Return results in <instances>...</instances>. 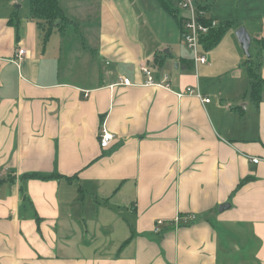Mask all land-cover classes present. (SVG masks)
I'll return each instance as SVG.
<instances>
[{
	"label": "crops",
	"instance_id": "1",
	"mask_svg": "<svg viewBox=\"0 0 264 264\" xmlns=\"http://www.w3.org/2000/svg\"><path fill=\"white\" fill-rule=\"evenodd\" d=\"M58 3L71 24L43 44L21 1L0 0V264H264V0H244L192 67L158 4L146 20L127 0ZM239 26L260 63L257 102ZM144 63L169 90L144 84ZM186 86L208 102L178 96Z\"/></svg>",
	"mask_w": 264,
	"mask_h": 264
},
{
	"label": "built area",
	"instance_id": "2",
	"mask_svg": "<svg viewBox=\"0 0 264 264\" xmlns=\"http://www.w3.org/2000/svg\"><path fill=\"white\" fill-rule=\"evenodd\" d=\"M198 0H176L175 8L180 20L179 31L180 39L184 46L191 52V59L194 65L205 64L207 62L206 55L200 52L201 38L207 35L212 28H216V22L206 16L203 10L198 7ZM205 16V18H204ZM25 49L18 48L14 56V61L19 62L25 56ZM140 70L145 76V85L159 86L165 89H170L169 76L163 75L161 78H155L152 69L146 64L140 65ZM119 84H132L128 77L119 78ZM178 96L194 95L201 102L206 103L208 99L203 97L198 89L191 86H186L181 91L176 92ZM99 145L101 148H107L114 140V135L108 131L104 124L101 125L98 135ZM251 162L258 163V157L250 158ZM194 216H176L174 222H187L193 220ZM155 231H158V226L162 224V220H157Z\"/></svg>",
	"mask_w": 264,
	"mask_h": 264
},
{
	"label": "trees",
	"instance_id": "3",
	"mask_svg": "<svg viewBox=\"0 0 264 264\" xmlns=\"http://www.w3.org/2000/svg\"><path fill=\"white\" fill-rule=\"evenodd\" d=\"M176 0H158L159 5L162 9L173 19H175L178 24H180V20L178 19V14L175 8ZM199 9L203 10L204 13H207V8L202 3H198ZM28 12L29 18L36 22L40 30L43 32L42 41L43 44L46 43L49 36L54 31H61L65 27L71 24V21L65 15L63 9L60 7L58 0H28ZM205 18V16H204ZM238 26V23L235 20H225L218 24L216 28L210 29L209 33L203 38H201V45L203 50H209L214 47L220 39L223 37L225 32L233 27ZM255 45L258 49L264 50V39L259 38L254 41ZM250 52V51H249ZM192 61V59H191ZM186 64L189 67H192V62H187ZM245 74L247 78L250 80V99L254 102H257L260 99L261 94V80L257 75V71L260 68V63L255 62V60L251 57L247 58L244 61ZM29 177H37L41 179L48 178H58L60 177L57 174L51 175H38V174H29ZM63 177V176H61ZM67 179H71L68 177ZM245 180L240 181L238 187Z\"/></svg>",
	"mask_w": 264,
	"mask_h": 264
},
{
	"label": "rangeland",
	"instance_id": "4",
	"mask_svg": "<svg viewBox=\"0 0 264 264\" xmlns=\"http://www.w3.org/2000/svg\"><path fill=\"white\" fill-rule=\"evenodd\" d=\"M20 1L22 3L21 11L22 10L24 11V9H25V11H28V0H20ZM66 1L68 2V0H66ZM121 1H125V0H121ZM127 1L133 7L134 12H140V9L142 10L143 8H146V20H147V15L153 13L154 9H156V7H158L156 4L159 5L158 0H127ZM209 1L215 2L217 4V5H215L216 9L212 12V18L210 17V19H212L216 22L217 26L220 22L225 21V20H235L236 21L238 19L237 21H239V16L241 15V7H244L243 6L244 0H209ZM67 2H65V0H60V4L62 7H64ZM198 3L201 4L202 1L198 0ZM18 4L20 5L19 2H18ZM91 19L93 20L95 18L91 17ZM139 22L141 24H145V17L144 16L141 17ZM147 22L149 24L147 29L155 28L154 27L155 23L152 24L149 21H147ZM91 23H92V21H89V24H91ZM225 33H227V32H225ZM223 36L226 37L227 34H224ZM56 39H57V36H54V39H51V41L56 40ZM72 39H74V37H70L67 40L72 41ZM64 46H65V43H64ZM67 49H66V51H67ZM251 57H252V54H251ZM255 62H258V60L255 59ZM62 65H63V63H62Z\"/></svg>",
	"mask_w": 264,
	"mask_h": 264
},
{
	"label": "water",
	"instance_id": "5",
	"mask_svg": "<svg viewBox=\"0 0 264 264\" xmlns=\"http://www.w3.org/2000/svg\"><path fill=\"white\" fill-rule=\"evenodd\" d=\"M12 6H14L15 8L19 7V4L16 1H13ZM235 36L236 39L243 51V54L246 56V58H249L250 56V52H249V48H250V44H251V37L249 35V33L247 32V30L245 29L244 26H239L236 30H235ZM229 204L228 203H224L221 204L218 207L219 211H223L225 208H228Z\"/></svg>",
	"mask_w": 264,
	"mask_h": 264
}]
</instances>
